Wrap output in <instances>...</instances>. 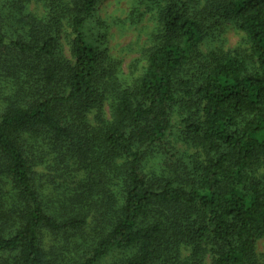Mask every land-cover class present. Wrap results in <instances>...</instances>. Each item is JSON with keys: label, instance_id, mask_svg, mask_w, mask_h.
<instances>
[{"label": "trees", "instance_id": "obj_1", "mask_svg": "<svg viewBox=\"0 0 264 264\" xmlns=\"http://www.w3.org/2000/svg\"><path fill=\"white\" fill-rule=\"evenodd\" d=\"M100 1L0 0V264H264V0H130V80Z\"/></svg>", "mask_w": 264, "mask_h": 264}, {"label": "rangeland", "instance_id": "obj_2", "mask_svg": "<svg viewBox=\"0 0 264 264\" xmlns=\"http://www.w3.org/2000/svg\"><path fill=\"white\" fill-rule=\"evenodd\" d=\"M129 8L130 0H102L95 9L93 19L85 27L87 36L92 40L101 37L98 42L107 48L110 56L121 63L120 68L126 80L135 79L143 73L145 62L142 56L150 45V34L154 29V23L148 15L136 26H131L126 19ZM29 10L35 13L39 12L40 8L31 4ZM63 44L65 55L69 58L65 40ZM243 48H246L244 35L227 23L212 26L199 46L202 54L213 51L230 52ZM105 112L107 115L106 107ZM263 254L264 239L256 246V255L261 259Z\"/></svg>", "mask_w": 264, "mask_h": 264}]
</instances>
